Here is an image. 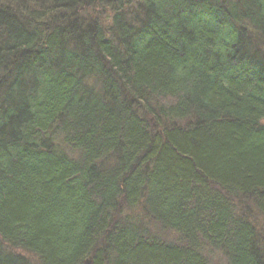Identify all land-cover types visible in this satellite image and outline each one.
<instances>
[{"label":"trees","instance_id":"trees-1","mask_svg":"<svg viewBox=\"0 0 264 264\" xmlns=\"http://www.w3.org/2000/svg\"><path fill=\"white\" fill-rule=\"evenodd\" d=\"M242 198L264 0H0V264H264Z\"/></svg>","mask_w":264,"mask_h":264},{"label":"rangeland","instance_id":"rangeland-1","mask_svg":"<svg viewBox=\"0 0 264 264\" xmlns=\"http://www.w3.org/2000/svg\"><path fill=\"white\" fill-rule=\"evenodd\" d=\"M242 203L241 206L238 205V207H236V213H241L243 214V216L245 218H247L246 220L248 222H250L251 224H253L256 228V234H257V239L261 241L262 244L259 245L260 250L262 251V253L264 254V216L258 212V209H256V207L254 206V202L252 200H247V199H241ZM232 203V202H231ZM239 208V211H237ZM135 214H138L139 216H141V212L140 210H136ZM235 213V215H236ZM238 216V215H237ZM240 216V215H239ZM242 216V215H241ZM155 230L151 229V232H153ZM154 233V232H153ZM158 234H160V232H158ZM159 238H161L162 240H167V241H172L175 242L173 236H167V238L162 235V236H158ZM5 248H8V246H6L5 244H3ZM10 250L20 256H23L25 259L28 260V262H30V264H38V259L37 257H35L34 255H32L31 253H28L26 251L20 250V249H11ZM206 258L209 264H225V260L224 257L221 253H211L209 256L206 254Z\"/></svg>","mask_w":264,"mask_h":264},{"label":"bare ground","instance_id":"bare-ground-1","mask_svg":"<svg viewBox=\"0 0 264 264\" xmlns=\"http://www.w3.org/2000/svg\"><path fill=\"white\" fill-rule=\"evenodd\" d=\"M140 222H141L142 224H144V221L141 220Z\"/></svg>","mask_w":264,"mask_h":264}]
</instances>
